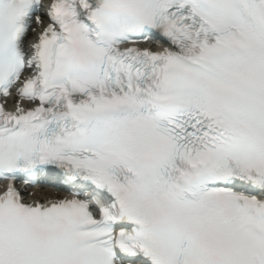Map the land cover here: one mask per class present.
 Segmentation results:
<instances>
[{
	"label": "snow or ice",
	"instance_id": "1",
	"mask_svg": "<svg viewBox=\"0 0 264 264\" xmlns=\"http://www.w3.org/2000/svg\"><path fill=\"white\" fill-rule=\"evenodd\" d=\"M0 264H264V0H0Z\"/></svg>",
	"mask_w": 264,
	"mask_h": 264
}]
</instances>
